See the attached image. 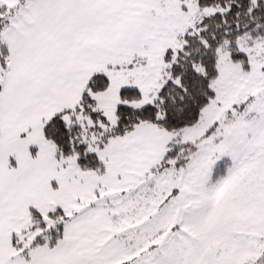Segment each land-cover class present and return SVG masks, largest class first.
<instances>
[{
    "label": "snow or ice",
    "instance_id": "1",
    "mask_svg": "<svg viewBox=\"0 0 264 264\" xmlns=\"http://www.w3.org/2000/svg\"><path fill=\"white\" fill-rule=\"evenodd\" d=\"M0 264H264V0H0Z\"/></svg>",
    "mask_w": 264,
    "mask_h": 264
}]
</instances>
